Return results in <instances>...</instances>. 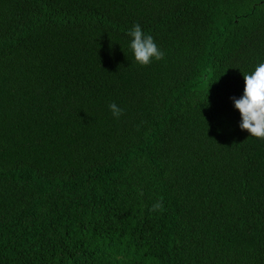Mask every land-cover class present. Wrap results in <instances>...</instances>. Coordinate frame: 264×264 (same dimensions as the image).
Wrapping results in <instances>:
<instances>
[{"label": "trees", "instance_id": "trees-1", "mask_svg": "<svg viewBox=\"0 0 264 264\" xmlns=\"http://www.w3.org/2000/svg\"><path fill=\"white\" fill-rule=\"evenodd\" d=\"M261 63L264 0H0V264H264Z\"/></svg>", "mask_w": 264, "mask_h": 264}, {"label": "clouds", "instance_id": "clouds-1", "mask_svg": "<svg viewBox=\"0 0 264 264\" xmlns=\"http://www.w3.org/2000/svg\"><path fill=\"white\" fill-rule=\"evenodd\" d=\"M132 37L130 47L137 63L149 65L153 58L157 61L164 58V53L159 49L151 35H145L137 23L129 31ZM245 89L241 98L232 97L235 108L239 110L242 121L240 128L247 130L251 136L264 139V63L259 64L252 74L245 75ZM109 108L117 119L123 114L117 104L112 103ZM142 195V193H141ZM163 211L162 199L152 206L151 211Z\"/></svg>", "mask_w": 264, "mask_h": 264}]
</instances>
